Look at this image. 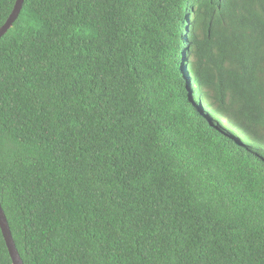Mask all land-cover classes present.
I'll list each match as a JSON object with an SVG mask.
<instances>
[{
	"label": "trees",
	"instance_id": "1",
	"mask_svg": "<svg viewBox=\"0 0 264 264\" xmlns=\"http://www.w3.org/2000/svg\"><path fill=\"white\" fill-rule=\"evenodd\" d=\"M258 154L264 0H23L0 38L22 264H264Z\"/></svg>",
	"mask_w": 264,
	"mask_h": 264
},
{
	"label": "water",
	"instance_id": "2",
	"mask_svg": "<svg viewBox=\"0 0 264 264\" xmlns=\"http://www.w3.org/2000/svg\"><path fill=\"white\" fill-rule=\"evenodd\" d=\"M22 6H23V0H16L11 14L9 15L4 25L0 28V38L4 36L7 33V31L12 27V25L14 24V22L19 16ZM0 231H1L4 243H5V246L7 248L8 254L11 258L12 264H22L19 254L15 248V245H14V242L11 236V232L9 230L8 223L1 209V206H0Z\"/></svg>",
	"mask_w": 264,
	"mask_h": 264
},
{
	"label": "rangeland",
	"instance_id": "3",
	"mask_svg": "<svg viewBox=\"0 0 264 264\" xmlns=\"http://www.w3.org/2000/svg\"><path fill=\"white\" fill-rule=\"evenodd\" d=\"M235 141H238V142H240L237 138H233ZM240 144H244V145H246V143H244V142H241ZM250 150H252V148L251 147H248ZM253 151V150H252ZM258 156L260 157V158H263L264 159V157L263 156H261V154H258Z\"/></svg>",
	"mask_w": 264,
	"mask_h": 264
},
{
	"label": "clouds",
	"instance_id": "4",
	"mask_svg": "<svg viewBox=\"0 0 264 264\" xmlns=\"http://www.w3.org/2000/svg\"><path fill=\"white\" fill-rule=\"evenodd\" d=\"M189 18H190V17H189ZM189 18H188V22H190V21H189Z\"/></svg>",
	"mask_w": 264,
	"mask_h": 264
}]
</instances>
